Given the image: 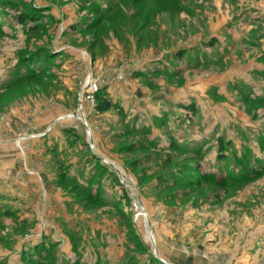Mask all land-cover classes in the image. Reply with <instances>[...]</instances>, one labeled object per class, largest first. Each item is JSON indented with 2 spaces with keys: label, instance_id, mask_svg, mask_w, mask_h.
<instances>
[{
  "label": "rangeland",
  "instance_id": "rangeland-1",
  "mask_svg": "<svg viewBox=\"0 0 264 264\" xmlns=\"http://www.w3.org/2000/svg\"><path fill=\"white\" fill-rule=\"evenodd\" d=\"M0 208V264H264V0H0Z\"/></svg>",
  "mask_w": 264,
  "mask_h": 264
},
{
  "label": "crops",
  "instance_id": "crops-1",
  "mask_svg": "<svg viewBox=\"0 0 264 264\" xmlns=\"http://www.w3.org/2000/svg\"><path fill=\"white\" fill-rule=\"evenodd\" d=\"M105 98H107V97H105ZM108 99H109V97H108ZM108 101L111 102V99H109ZM110 104H112V102ZM61 120H63V119H61ZM56 123H57V120L55 119V121H53V123L50 125V127H52ZM66 132H68V131L65 130V134H66V136H68V134ZM69 137L70 138L66 137L67 139L65 138V140H68L69 142H71L73 139L74 140L76 139V138H74V136H71V133H69ZM68 141L64 142L65 144H62V143L55 144V147H54L53 151L56 152V153L58 152L60 154V152H65V151L66 152H69V151L72 152V151L76 150L75 147H73ZM79 149H80V147H79ZM84 151H86V150L84 149ZM60 157H62V155H60ZM61 159H63V158H61ZM66 160L67 159H65V162H66ZM82 162L83 161L78 160V159H73L72 161L67 162L66 164L69 165V167H68L69 170H66V173H64L61 177H65V180L68 183L72 182V183H77L79 185L84 183L86 179L83 178V173H84L85 169L87 168L88 163L86 164L85 162L84 163H82ZM78 169H79V173H78ZM81 171L83 173H81ZM84 175L86 176V173H84ZM35 176L36 175H34V177L30 176V180H29L30 185H28V186L25 185V187H23V189L20 191L21 196L18 197L19 201H21V202H24V200L28 201L32 197V202H33V199L36 197L35 196L36 193H35V190H34L35 186H33V184H35L38 180L42 181L40 179V177H38V175L36 176L37 178H35ZM54 177H55V175H54ZM91 177L94 178L95 174L92 175ZM45 178H47V177L45 176L44 179ZM52 180H53V178H52ZM90 193H92L93 197H98L99 196V192L98 191H91ZM0 209H2V208H0Z\"/></svg>",
  "mask_w": 264,
  "mask_h": 264
},
{
  "label": "trees",
  "instance_id": "trees-1",
  "mask_svg": "<svg viewBox=\"0 0 264 264\" xmlns=\"http://www.w3.org/2000/svg\"><path fill=\"white\" fill-rule=\"evenodd\" d=\"M28 16H23L22 17V19L20 20V22L21 23H24L26 20H30V19H32V18H27ZM34 17L35 18H33L32 20H31V23H37L38 21H39V18L38 17H36L35 15H34ZM94 99H95V111H96V113L97 114H103V113H106V112H108L111 108H112V105L110 104V102L108 101V100H106L105 99V97H103V98H101L98 94L97 95H95V97H94ZM68 135H69V133L70 132H66ZM74 188H75V185H74V183H72V182H69ZM77 188V187H76ZM75 188V189H76ZM78 189L79 190H81L83 193H85L87 196H88V193H90V190H88L87 188H83V187H81V186H78ZM88 197H90V196H88ZM91 198V197H90ZM93 201L95 200V202L96 201H102V199H101V197H92L91 198ZM126 201V200H125ZM118 203L120 204V205H122V207L123 206H125V202H124V204H123V202H121V200H119L118 201ZM117 209H120V208H117ZM6 216H9V215H6Z\"/></svg>",
  "mask_w": 264,
  "mask_h": 264
},
{
  "label": "built area",
  "instance_id": "built-area-1",
  "mask_svg": "<svg viewBox=\"0 0 264 264\" xmlns=\"http://www.w3.org/2000/svg\"><path fill=\"white\" fill-rule=\"evenodd\" d=\"M92 91H93L94 93L97 91V87H96V85H93V87H92Z\"/></svg>",
  "mask_w": 264,
  "mask_h": 264
}]
</instances>
